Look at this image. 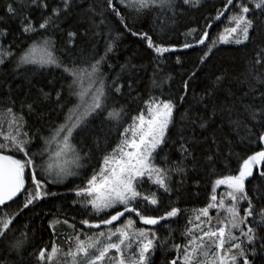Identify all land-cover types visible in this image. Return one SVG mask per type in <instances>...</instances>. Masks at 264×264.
<instances>
[{
	"label": "snow or ice",
	"instance_id": "obj_1",
	"mask_svg": "<svg viewBox=\"0 0 264 264\" xmlns=\"http://www.w3.org/2000/svg\"><path fill=\"white\" fill-rule=\"evenodd\" d=\"M182 4L198 9L201 0H182ZM177 7L175 0H8L4 5L5 15H0V22L20 19L22 39L32 43L16 52L14 44L7 48L0 45V67L14 63L17 69L25 65L60 69L67 95L63 85L55 91L53 111L60 109L63 121L49 123L43 133L35 131L31 135L24 130V116L5 105L11 117L9 125L15 129L9 134L0 133V241L7 240L14 221L25 209L35 211L37 206L42 207L41 201L58 195L47 185L57 184L85 167L91 150L84 152L77 145L84 142L93 121L98 119L109 128L117 126L120 131L116 146L111 151L104 150L99 168L83 187L75 190L79 200H74L73 205L79 203L88 214L99 217L82 218L79 223L86 229L100 231L89 234L77 230L74 216L72 223L67 218H54L49 221L54 233L60 223L73 230L66 237L68 249L65 251L55 243L50 251L40 248L31 254L35 264H53L61 254L66 258L63 264H152L155 250H167L170 241V237L161 240L156 226L165 227L161 222L178 217L181 209L170 204L163 214L156 215L150 213L149 206L159 209L161 192L170 197L174 175L183 184L189 172L196 171L198 166L214 172L222 160L234 157L237 167L228 174L216 175L208 203L195 210L194 218L188 220L182 242L171 244L176 255L166 257L165 264H255L253 258L264 254V0H223L215 15L205 20L200 35L193 37L194 42L184 43L185 49L196 45L204 48L198 64L187 79L181 80L175 96H165L163 91L157 95L151 90L146 98L139 96L134 88L138 76L132 83L125 82L127 90L122 91L125 84L120 83L121 77L106 74L105 68L112 67L109 56L115 53L121 35H113L109 27V18L114 17L125 31L144 40L156 54L150 89L161 88L170 80L161 65L166 59L164 54L176 49L154 41L148 32L133 30L126 10L134 12L137 19L155 11L159 19L167 17L169 11L175 14ZM30 11H37L38 18L33 19ZM74 11L86 26L83 30L61 29V23ZM222 17L227 26L215 39L210 38L207 29ZM58 32L61 34L54 39ZM8 35V29L0 28V37ZM96 38L104 40L102 55L95 50ZM84 41L90 42L93 49L86 60L76 55ZM230 43L245 47L251 44L255 55L239 70L224 68L213 73L214 79L197 96L191 82L198 78L199 66L210 62L217 44ZM37 48L44 53L39 59L34 56ZM135 67L121 65L122 70ZM44 99L51 102L52 94L44 93ZM129 99L139 100L143 108L124 126L121 121L127 115L125 105ZM181 105L187 107L178 121L176 112ZM27 108L32 113L34 104ZM43 116L41 112L40 119ZM217 123L221 130L225 124L228 126L223 137L212 133L201 139L196 135L197 129L205 131ZM237 138L241 145L239 153ZM202 142L207 151L201 162L195 147ZM95 145L100 149L98 138ZM170 145H175L173 150L179 153L175 160L167 151ZM11 153L22 155L17 158ZM211 210H216L215 217L210 215ZM134 217L139 218L140 224L152 227H134ZM82 235L86 239H81ZM27 240V232L21 231L20 237L7 245L10 253L21 257L20 264H24ZM0 264H5L2 256Z\"/></svg>",
	"mask_w": 264,
	"mask_h": 264
},
{
	"label": "trees",
	"instance_id": "obj_2",
	"mask_svg": "<svg viewBox=\"0 0 264 264\" xmlns=\"http://www.w3.org/2000/svg\"><path fill=\"white\" fill-rule=\"evenodd\" d=\"M7 2L8 0H0V15H5L4 5ZM58 2L59 0H50V3ZM222 2L223 0H201V7L197 9L187 8V6L182 4V0H175V3L178 5L175 9V14L169 11L167 17L161 16L159 19L155 11L146 12L137 19L134 12L126 10V14L130 20V27L133 30L148 32L154 41L161 42L163 46L176 49L164 54L166 59H163L161 67L164 74L170 76L171 79L166 80L161 88L150 89L151 77L155 68L153 58L156 54L147 48L144 40L137 36H132L129 32L125 31L114 17L109 18L108 24L113 35L117 32L121 33V35L116 41L117 47L115 53L109 56L108 63L112 67L110 69L105 68L106 74L110 77H121L120 83L125 84V88L122 91L127 90L125 82L132 83V80L138 76L139 79L136 81L134 88L138 89L139 96L146 98L149 90L157 95L163 91L165 96H175L176 91L180 88L181 80L188 78L194 66L198 64L199 57L202 55L201 49L204 48V45H196L193 48L185 49L183 45L185 42H194L193 37L200 35L204 30L205 20L209 16L215 15V10L221 7ZM30 15L33 19L38 18L37 11H30ZM161 24L163 27L160 26ZM20 26L21 21L17 18L0 22V28L9 30L8 36L0 37V45H3L5 48L12 44L16 45L13 48L14 52L19 51L20 48L27 49L32 41L22 39ZM85 26L81 22L80 14L74 11L61 23L60 27L61 29L79 28L83 30ZM226 26L227 22L224 17L220 21H213L212 27L207 29L210 38L215 39L219 33L223 32ZM192 29H196V32H192ZM60 34L58 32L54 39L58 38ZM94 43L95 50L102 55L104 52L103 38H96ZM92 51L90 42L84 41L80 44V48L76 50V55L86 60L90 58ZM213 52L214 55H210L209 58L210 62L199 66L198 78H194L191 82V89L197 96L201 95L203 88L214 79L213 73H218L224 68L231 69L235 67L239 70L250 57L255 55L254 46L251 44L247 47L235 45L234 43L217 44ZM42 55L44 53L40 48H37L34 56L39 59ZM177 59H179V63H177ZM124 64L135 65L136 67L122 70L121 65ZM62 85L64 86V95L66 96L67 85L61 75V70L57 68L41 69L34 65H25L17 69L14 63L6 67H0V133L9 134L15 129L14 125L11 127L9 125L11 117L6 113V104L10 105L17 115L24 116L27 125L24 130L29 131L30 135L35 131L43 133L49 123L62 122L63 115L60 109L57 108L56 111H53V108H55V91L59 90ZM44 93L52 94L51 102L44 99ZM133 95H137V93L134 92ZM189 99L191 100V97ZM30 103L34 104V111L32 113H29L27 108V105ZM125 107L127 115L121 123L127 126L128 123H131L130 117L137 115L138 109H142L143 105L140 104L139 100L129 99ZM186 107V105H181L177 109L176 119L178 121ZM41 112L44 113L43 119H40ZM112 123L114 125V122ZM227 132L228 126L226 124L221 130V125L217 123L211 124L205 131L197 129L196 135L201 136V139H203V136L211 135L212 133H215L217 137H223ZM119 135L120 131L117 126L109 128L107 123L102 125L98 119L92 122L90 132L81 144L84 152L91 150V159L82 169V172L79 173L77 179L68 181L65 185H47L51 191L58 193L57 196L48 197L41 201L40 205L42 207L37 206L35 211L25 209L16 218L7 240L0 241V256L4 257L5 264H13L12 258H14L15 264H20L21 257L16 256L15 253H10L7 245L9 241L20 237L21 231H26L28 236L25 253L22 257L24 264H35L31 254L44 247H47L50 251L53 243L66 251L69 246L66 237L72 235L73 230L67 225L60 223L56 225L54 233L53 229L49 227V221L54 218H59L61 221L67 218L72 223V217L74 216L77 230H83L89 234L92 233L93 229L84 228L79 221L82 218L97 220L99 217H93L91 214H88L87 210L82 208L79 203L73 205L74 200H79L75 196V190L78 187H83L86 184L87 178H90L93 171L99 168L102 163L104 150L111 151L116 146ZM95 138L100 140V149L96 148ZM0 140H2V136H0ZM174 147L175 145H170L167 149L170 158L173 160L179 156V153L173 150ZM240 148L239 138H237V153L240 152ZM206 151L207 145L203 142L197 144L195 147V155L201 158V162L203 153ZM11 154L17 158L22 155L19 153ZM188 167L191 168V165L189 164ZM236 167L237 161L234 157L230 161L222 160L214 172L206 167L198 166L196 171L189 172L188 179L183 184L180 183L179 176H173V191L170 197L161 192L159 194L161 199L159 209L149 206L150 213L156 215L163 214L165 208L170 204H175V206L181 209L178 217L161 222L165 227L156 226L159 228L158 235L161 240L170 237V241L167 250L161 248L155 250L151 256L152 264H165L166 257L171 258L176 255L171 244L182 242L185 228L188 226V220L194 218L196 214L195 210L204 207L208 203L211 195L212 181L216 178V175L228 174ZM220 191L222 189H218V192ZM210 215L215 217L216 210H211ZM134 219L136 221L134 227L136 228L148 229L152 227L140 224L138 217H134ZM123 220L124 217H122L121 221ZM119 224L120 221L117 225ZM102 228L107 231L104 226ZM115 239L116 237L113 238V240ZM72 243L74 245V241ZM109 255H112V253H109ZM65 259L63 254H61L53 264H63ZM253 259L255 264H264V254L257 255Z\"/></svg>",
	"mask_w": 264,
	"mask_h": 264
},
{
	"label": "rangeland",
	"instance_id": "obj_3",
	"mask_svg": "<svg viewBox=\"0 0 264 264\" xmlns=\"http://www.w3.org/2000/svg\"><path fill=\"white\" fill-rule=\"evenodd\" d=\"M77 146H78L79 148H81V144H80V145L78 144ZM83 168H84V167H83ZM83 168H81V169H79V170H76V171H77V174H76V175L68 176V177H66L63 181L57 183L56 185H65L68 181H71V180L77 179L79 173L82 172V169H83ZM121 219H122V218H121ZM118 222H119V221L115 222V224L117 225ZM117 226H118V225H117ZM98 231H100V229H93V230H92V232H98ZM113 238H114V237H113ZM81 239H86V237H85V236H81Z\"/></svg>",
	"mask_w": 264,
	"mask_h": 264
},
{
	"label": "flooded vegetation",
	"instance_id": "obj_4",
	"mask_svg": "<svg viewBox=\"0 0 264 264\" xmlns=\"http://www.w3.org/2000/svg\"><path fill=\"white\" fill-rule=\"evenodd\" d=\"M13 209H9V211H12Z\"/></svg>",
	"mask_w": 264,
	"mask_h": 264
},
{
	"label": "water",
	"instance_id": "obj_5",
	"mask_svg": "<svg viewBox=\"0 0 264 264\" xmlns=\"http://www.w3.org/2000/svg\"><path fill=\"white\" fill-rule=\"evenodd\" d=\"M18 198H19V197H18ZM18 198H17V199H18Z\"/></svg>",
	"mask_w": 264,
	"mask_h": 264
}]
</instances>
